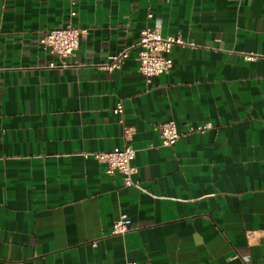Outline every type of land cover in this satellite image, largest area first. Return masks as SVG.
I'll return each instance as SVG.
<instances>
[{
	"label": "crops",
	"instance_id": "crops-1",
	"mask_svg": "<svg viewBox=\"0 0 264 264\" xmlns=\"http://www.w3.org/2000/svg\"><path fill=\"white\" fill-rule=\"evenodd\" d=\"M155 24L186 44L148 82ZM69 25L86 31L62 66L39 38ZM0 83V264H264V0H0ZM119 102L131 186L84 155L123 146Z\"/></svg>",
	"mask_w": 264,
	"mask_h": 264
},
{
	"label": "built area",
	"instance_id": "built-area-1",
	"mask_svg": "<svg viewBox=\"0 0 264 264\" xmlns=\"http://www.w3.org/2000/svg\"><path fill=\"white\" fill-rule=\"evenodd\" d=\"M74 14V12L72 13ZM149 17L152 14L148 15ZM85 29L75 26H65L48 30L39 38V44L46 51L60 58L61 65L67 66L68 58L74 56L79 48L81 36ZM176 44H186V41L180 36H164L160 24L146 26L140 32L139 41L135 47L138 48L137 59L139 61V71L145 76L148 82L154 76L167 73L173 66L172 49ZM131 48H124L112 54L107 62L100 65V68L107 71L119 70L124 65L130 55ZM51 66H55L51 62ZM0 83V87H1ZM118 114L119 121L123 124V135L125 142L123 146H117L108 151L86 152L84 155L92 156L96 160L106 165V173L113 175L120 173L123 176L124 184L131 186L136 182L133 175L136 172L135 159L136 150L130 142L133 134V127L124 125V107L119 102L114 109ZM154 128L159 132L161 143L164 146H173L180 138V132L174 120L162 121L154 124ZM198 129H202L199 127ZM132 229V221L127 214H121L115 220L112 228V234H125ZM126 264H151L150 262L127 261ZM242 264H247L246 260Z\"/></svg>",
	"mask_w": 264,
	"mask_h": 264
}]
</instances>
